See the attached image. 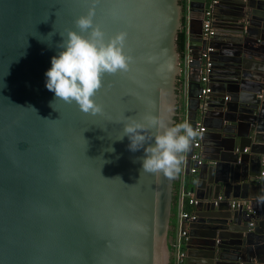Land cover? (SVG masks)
<instances>
[{"label": "water", "instance_id": "water-1", "mask_svg": "<svg viewBox=\"0 0 264 264\" xmlns=\"http://www.w3.org/2000/svg\"><path fill=\"white\" fill-rule=\"evenodd\" d=\"M185 3L187 122L195 129L197 49L211 47L201 116L213 149L192 183L200 233L186 243L185 264H264V0ZM90 6L106 37L126 33L132 59L101 77L92 98L102 113L62 100L53 109L43 73L59 32L78 30L73 20ZM182 9L180 0H0V264H168L174 176L141 170L143 149L115 137L123 113L175 123ZM207 11L214 36L205 42ZM233 199L247 205L231 209Z\"/></svg>", "mask_w": 264, "mask_h": 264}, {"label": "clouds", "instance_id": "clouds-1", "mask_svg": "<svg viewBox=\"0 0 264 264\" xmlns=\"http://www.w3.org/2000/svg\"><path fill=\"white\" fill-rule=\"evenodd\" d=\"M90 3L94 5L95 0ZM94 12L90 6L74 18L73 24L78 30L69 28L59 32L61 39L55 44L56 53L50 57V66L43 73L44 87L53 93L49 101L53 109L54 102L62 100L74 102L85 113H102V106L92 98L102 85L101 77L105 73L126 71L132 59L124 52L126 33L120 31L106 37L102 28L93 22ZM41 39L52 46L51 38ZM28 108L35 112L31 106ZM164 110L171 111L172 106L166 105ZM116 122L122 123V129L115 139L127 136L130 151L143 149L141 170L169 178L179 171L183 153L198 135L187 121L167 124L162 116L153 114L136 118L123 113V118Z\"/></svg>", "mask_w": 264, "mask_h": 264}, {"label": "built area", "instance_id": "built-area-1", "mask_svg": "<svg viewBox=\"0 0 264 264\" xmlns=\"http://www.w3.org/2000/svg\"><path fill=\"white\" fill-rule=\"evenodd\" d=\"M211 3H215L216 0H209ZM188 32V31H187ZM202 40L208 42L214 36V28L212 26L211 14L210 11L205 12V18L202 21ZM186 53L185 58L183 60L182 67V74L186 76L185 73L187 72L190 64L193 62L192 57L190 55V50L188 47V43L186 46ZM212 51L211 47H205L204 50L200 54V65H199V82H200V92L198 95V99L200 100L199 110L204 112L205 110V101L207 99V95L210 92V88L208 86L209 82V74L212 68L211 61L209 59L210 52ZM198 135L194 137L192 141L193 153L190 156V167L188 169V174L193 175L196 173L199 166L203 164V159L200 154V147H201V138L205 132L204 126H202L199 122H196L195 129ZM185 167L184 163L181 168V184L182 188L180 191V207L183 201L186 199L189 205H194L196 201L193 198V194L190 191H185L183 189V182L185 180ZM221 199V198H219ZM262 201H264V196L261 197ZM231 209H239L247 205V202L244 200L233 199L228 202ZM195 220V216L183 211L180 209L178 214V225H177V234L176 238L172 244L174 249V257H173V264H183L185 259V249L184 244L188 239L187 235V226L186 223L189 221Z\"/></svg>", "mask_w": 264, "mask_h": 264}, {"label": "trees", "instance_id": "trees-1", "mask_svg": "<svg viewBox=\"0 0 264 264\" xmlns=\"http://www.w3.org/2000/svg\"><path fill=\"white\" fill-rule=\"evenodd\" d=\"M186 0H180V4L182 5V27L179 30L177 37H176V47H177V52L179 54V61L180 65H183V60L185 58V53H186V46L188 43V32H187V21H186ZM183 82V75L180 74L178 77L177 83H176V94H177V104H176V117H175V123L184 121V107L183 103L181 101V93L182 91L180 90V84ZM197 119L199 117L196 116ZM183 161V160H182ZM181 168H182V162L179 166V171L174 174V180H173V187H172V201H171V211H170V219H169V231L167 235V247H168V253H169V262L168 264H173V252L174 249L172 247V244L175 240L174 237V232H175V221L177 217V206L179 203V196H180V190L182 188V184L180 183V178H181ZM192 183H193V176L192 175H187L184 181L183 189L185 191H190L192 189ZM184 209L187 211L188 208L184 206ZM184 210V211H185ZM178 225V221H177Z\"/></svg>", "mask_w": 264, "mask_h": 264}, {"label": "crops", "instance_id": "crops-1", "mask_svg": "<svg viewBox=\"0 0 264 264\" xmlns=\"http://www.w3.org/2000/svg\"><path fill=\"white\" fill-rule=\"evenodd\" d=\"M197 10L199 12L201 10V7L198 6L197 7ZM260 35H262V34L260 33ZM203 50H204L203 46H199L198 49H197V52L201 54V52ZM209 59H210L211 64H212V58H211V56L209 57ZM210 73H211V71H210ZM185 75L186 76H183V82H181V84H180V90L182 91V93H181V101H182L183 107H184V111H183L184 112L183 113L184 114V121H187V118H188V105H189V103H188V96H187V89H188V87H187V85H188L187 72L185 73ZM196 100H197V98H194L193 99V101H196ZM201 115H202L201 114V111L198 109L196 116L199 117V119L196 118V122H199L205 128V132L203 134V137L201 138L200 154H201V157L203 159V162H206L209 165H212L213 163L212 162H209V161H211V159H209V158L212 157L211 150H213L212 149V144L210 143L211 138H209L210 135L207 132L206 122H205L204 118ZM202 143H203V145H202ZM204 144H207V146L204 147ZM206 150H208V151H206ZM205 158H208L209 161H205ZM183 163H184V167H185V153H183L182 165H183ZM198 175H199V169H197L196 173L192 175L193 176V181L198 180ZM261 177L264 178V168L261 171ZM185 178H186V176H185ZM180 183H181V178H180ZM183 185H184V182H183ZM190 192H192L193 198L195 200V190L194 189H193V191L190 190ZM180 196H179V202H180V199H181ZM238 200H244V199H238ZM244 201H246V200H244ZM196 203H197V201H196ZM195 204L194 205H189L186 199L181 204V207H180V204L178 203V206H177V217H176V221H175V232H174V237L175 238H176V234H177V221H178V214H179L180 209H182L184 211L185 210L184 209V206H186L188 208V210L187 211L185 210V212L194 215L195 216V220H196L197 219L196 216H197V214H198L199 211L195 207ZM202 214H204V211H202ZM195 220H193V221H195ZM193 221H189V222L186 223V226H187V235H188L187 241L189 240V238H192V236H195L196 234H199L200 233V225L197 224V226L192 227L191 224L194 223ZM168 231H169V229H168ZM187 241H186V243H187ZM186 243L184 244L185 259H186ZM173 257H174V252H173ZM185 259H184L183 264L186 263L185 262L186 261Z\"/></svg>", "mask_w": 264, "mask_h": 264}]
</instances>
